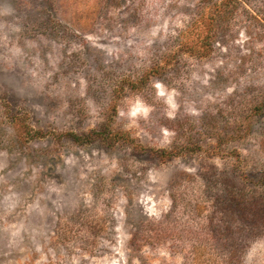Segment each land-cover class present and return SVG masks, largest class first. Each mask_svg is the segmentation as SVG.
Masks as SVG:
<instances>
[{"label": "rangeland", "instance_id": "374dc122", "mask_svg": "<svg viewBox=\"0 0 264 264\" xmlns=\"http://www.w3.org/2000/svg\"><path fill=\"white\" fill-rule=\"evenodd\" d=\"M0 264H264V0H0Z\"/></svg>", "mask_w": 264, "mask_h": 264}]
</instances>
